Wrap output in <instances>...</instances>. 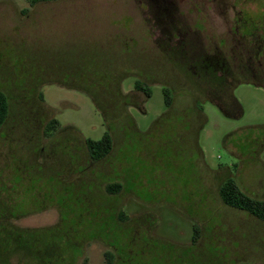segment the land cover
Here are the masks:
<instances>
[{
	"label": "rangeland",
	"instance_id": "obj_1",
	"mask_svg": "<svg viewBox=\"0 0 264 264\" xmlns=\"http://www.w3.org/2000/svg\"><path fill=\"white\" fill-rule=\"evenodd\" d=\"M0 91V264H264V0H0Z\"/></svg>",
	"mask_w": 264,
	"mask_h": 264
},
{
	"label": "trees",
	"instance_id": "obj_2",
	"mask_svg": "<svg viewBox=\"0 0 264 264\" xmlns=\"http://www.w3.org/2000/svg\"><path fill=\"white\" fill-rule=\"evenodd\" d=\"M39 2V0H36V3ZM207 60V59H206ZM210 62V60L208 61ZM213 71L216 73L217 77H225L224 75H219L218 72L213 69ZM224 71V69H223ZM220 72V71H219ZM225 72V71H224ZM226 81H227V77ZM248 83H251L250 81ZM253 84V83H251ZM257 85V84H256ZM135 89L138 92L144 93L147 98L151 97V89L148 85L137 82L135 85ZM164 95H165V103L167 107H170L172 104L171 101V93L168 88H164ZM232 93V90H231ZM41 100L44 101L43 96H40ZM217 104H222L225 101L218 102V100L214 101ZM99 103V107H101V103ZM222 106V105H221ZM10 114V98L9 96L0 91V129L3 127V125L6 123L8 117ZM59 125V122L56 119H53L49 123L48 131L50 134L54 133L55 129ZM85 144L89 153V156L93 162H99L105 158H107L113 148H114V139L111 134V132H107L104 137L100 140H92V139H86ZM122 184L120 183H112L109 186H107V190L110 194H119L122 191ZM219 195L221 197L222 202L232 208L238 209L240 211H245L248 214L256 217L257 219L264 222V200H257L254 199L248 195H246L242 190L237 186V184L232 180L228 179L225 180L220 189H219ZM199 236V229H195L193 241H196V238ZM108 263L107 264H113L114 255L112 253L108 254ZM84 264H88V260L84 261ZM240 264H250L247 262H242Z\"/></svg>",
	"mask_w": 264,
	"mask_h": 264
},
{
	"label": "crops",
	"instance_id": "obj_3",
	"mask_svg": "<svg viewBox=\"0 0 264 264\" xmlns=\"http://www.w3.org/2000/svg\"><path fill=\"white\" fill-rule=\"evenodd\" d=\"M258 200H264V197H263L262 199H258ZM245 213H247V212H245ZM245 216L251 218L252 220H258V222H259V221L262 222L261 220L257 219L256 217H254V216H252V215H250V214H248V213H247V215H245ZM263 224H264V222H262V225H263Z\"/></svg>",
	"mask_w": 264,
	"mask_h": 264
}]
</instances>
